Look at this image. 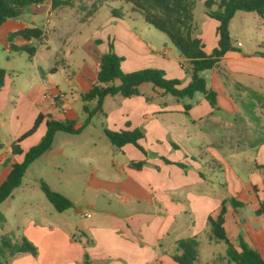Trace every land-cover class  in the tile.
<instances>
[{"label": "crops", "instance_id": "obj_1", "mask_svg": "<svg viewBox=\"0 0 264 264\" xmlns=\"http://www.w3.org/2000/svg\"><path fill=\"white\" fill-rule=\"evenodd\" d=\"M58 1L61 4L56 8L53 0L31 5L19 18L9 19L0 27V70L5 71L0 88V186L13 166L42 140L48 116L73 120L77 126L85 122L88 113L84 105L92 110L96 101L85 102L83 94L96 83L109 43L123 58L121 70L125 73L157 68L167 79L180 80V88L191 81L183 66L185 58L166 36L153 43L134 28L137 12L129 17L121 12L122 18L111 16L102 22L100 31L82 42L83 27L78 28L77 23L91 24L89 18L100 5L95 9L93 1L86 20L77 22L73 10H84L92 0ZM198 2L204 5L205 0ZM260 19L263 33L254 37L250 47L237 35L232 38L230 31L236 50L203 73L208 88L217 94L216 109L202 93L177 99L145 83L140 86V95L107 97L103 103L105 115L94 116L81 133H57L52 148L33 164L44 161L60 172L72 168L69 179L86 180L98 202L106 199L117 210L89 204L94 210L87 213L90 220L75 232L70 229L79 242H69L67 231L57 225L34 228V234L28 237L37 245L38 257L34 260L31 254H16L11 257L12 264L23 260L26 264L33 260L34 264H68L66 260L71 264H178L174 260L180 254L178 243L188 238L197 242L194 264L225 261L230 246L241 252L240 241L259 251L264 259V213H257L264 200V136L255 143L256 129L239 126L233 118L232 101V91L240 90L264 102V58L258 55L264 46V19ZM218 25L206 15V8L199 20L194 10V36L202 40L207 53L217 47ZM27 29H37L41 36L25 39L19 35L8 40L10 34ZM91 40L96 44L92 47V64L86 62L77 72L71 62V47L83 48ZM97 40L102 42L97 44ZM15 47L36 52L30 57ZM65 83L68 91L63 88ZM40 114L45 118L19 143L22 153L14 155L13 143L33 127ZM94 119L100 125L97 133L89 130ZM105 129H142L145 137L139 144L145 153L133 144L122 149L112 144L114 148L105 150ZM60 140L70 144L69 150L66 145H58ZM241 153L253 155L245 160L246 167L238 158ZM138 162L146 164L141 169L131 165ZM228 198L244 205L235 209L227 204L224 227L230 246L225 242L224 248L213 232L205 235L209 217H217L223 200Z\"/></svg>", "mask_w": 264, "mask_h": 264}, {"label": "trees", "instance_id": "obj_2", "mask_svg": "<svg viewBox=\"0 0 264 264\" xmlns=\"http://www.w3.org/2000/svg\"><path fill=\"white\" fill-rule=\"evenodd\" d=\"M43 1L0 0V27L9 19L19 18L27 7L40 4ZM122 1L130 5L134 12L143 16L148 25H151L158 32L164 34L169 42L185 58L183 66L187 74L191 77L189 85L180 88V80L167 79L165 72L157 68H145L130 73L123 72L121 70L123 58L115 52L114 45L109 43L108 52L101 57L102 66L98 72L96 83L90 91L83 94V100L85 102L96 101L92 110L86 104L84 105V110L88 113V118L83 124L77 126V123L73 120L57 119L48 116L46 120L47 131L42 140L25 153L24 160L21 163L13 166L7 179L0 186V204L9 198L15 189L21 186L29 166L52 148L57 133L79 134L91 122L94 116L100 114L105 115L103 103L107 97L122 96L124 98H131L140 95L141 85L150 83L177 99L191 98L197 93H202L205 95L211 107L216 109L218 107L217 94L208 88L203 73L213 69L229 51L236 50L232 45L229 26L237 12L257 13L264 19V0H205L206 15L219 23L217 27V47L213 52L207 53L202 40L194 36V10L197 0ZM100 2L101 0H94L93 6L95 9L100 5ZM59 4L61 2L53 0L54 8L59 6ZM214 6L217 8L214 9ZM111 14L116 18L123 17V14L118 9H112ZM19 35L25 39L32 37L39 38L41 32L37 29H27L10 34L8 40L12 41ZM101 42V40L96 41L97 44ZM14 49L16 51H26L30 57L34 56L36 52V49L27 47H15ZM258 55L264 58V46L258 52ZM4 76L5 71L0 70V88L4 84ZM44 118L45 116L40 114L33 127L13 143L12 152L14 155L22 153L19 143L33 134ZM105 135L111 144L119 149H122L127 144H133L145 153L144 148L139 144V141L145 137L142 129L121 131L105 129ZM165 161L171 163L168 160ZM145 164V162L131 163L133 167L138 169H141ZM178 165L184 168L186 167L181 163H178ZM41 188L56 211L64 212L72 207L73 204L69 199L63 194L50 189L45 182H41ZM228 203L235 209L244 205L235 198L225 199L222 202L219 215L217 217L210 216L208 223L217 239L230 244L224 227ZM257 213H264V201L261 202V208ZM240 244L242 248L241 252L236 251L232 246L229 249V256L236 264H264V259L259 251L250 247L244 241H240ZM178 245L180 254L175 255L174 260L178 264H194L198 256L196 240L194 238H188L179 241ZM3 246L9 251L11 256L16 254L38 255L37 247L25 238L15 244L9 240L3 241ZM0 264L2 263L0 262Z\"/></svg>", "mask_w": 264, "mask_h": 264}, {"label": "rangeland", "instance_id": "obj_3", "mask_svg": "<svg viewBox=\"0 0 264 264\" xmlns=\"http://www.w3.org/2000/svg\"><path fill=\"white\" fill-rule=\"evenodd\" d=\"M93 1L94 0L88 2L89 5H85L86 7L84 10L80 7L73 10V12H77V22L81 19H83L82 21L86 20L88 17L87 13L92 10L91 4ZM197 3L195 7V15L196 19L199 20L202 14H204L205 8L204 5L198 2V0ZM99 4L100 7L98 11L93 14V18H89L92 19L90 20L91 24L77 23L78 28L83 27L84 32L80 39L82 42L98 32L102 22L112 16V9H118L121 13L127 14L126 17H129L130 14L131 16L135 15L133 14L130 5L125 4L122 0H101ZM135 18H137V20L133 21L134 28L144 35L147 40L152 41L153 43L159 42L158 38L165 36L151 25H148L143 16L139 13H137ZM260 20V16L256 13L240 11L231 24L230 31L232 32V38L235 37L234 35H237L244 45L250 47L254 37L263 33V30H261V26L259 25ZM141 26H143V28ZM92 42L93 41L91 40L88 43H85L83 48L71 47L74 52L71 62L73 64V69L77 72L85 66L86 62L92 64V47H96V44ZM168 44L170 45L169 42ZM63 88L68 91V85L66 83L63 84ZM232 97L234 98L232 101H235V114L233 115V118H237V122H239L241 128L247 126L245 129H256L255 132L258 136L255 138L254 142L260 143L264 136L263 100L258 101L253 93L248 95L245 91L240 90H233ZM99 126V121L94 119L89 130L97 133L100 130ZM60 136L64 137L66 135L61 134ZM58 145L63 147L66 145L67 150H69L70 147V144H65L64 140L58 141ZM108 147L114 148L109 139L105 137V150H109ZM111 156L112 154L108 157L111 158ZM238 158L244 162L241 166L246 167L245 160H251L253 155L241 153ZM77 171L81 172V169L78 168ZM73 172L74 170L72 168L65 172H60V170H56L53 166L45 164L44 161H38L27 169L20 188L0 204V262L2 264H12L13 262L9 251L3 246V241L9 240L15 244L25 238L37 247V245L30 240L28 235H32V233L34 234L35 229L38 227H54L53 225H57L67 231L69 242H79V240L73 236L70 229H73L74 231L76 227H82L90 220L89 217L84 216L87 213L92 214L94 211L90 208L89 204L94 203L99 207L105 206V209L108 210H117V206L116 208L112 207L114 205H110L106 199L105 201L101 200L98 202L95 196L96 192H94L91 187L87 186L86 180L82 178H78L77 180H73V178L69 179L68 176ZM41 182H45L53 191L65 195L67 199L72 202V207L64 212L56 211L44 194L41 188ZM28 227H30V230L26 231V228ZM210 233H212L211 226L205 237L209 236ZM31 237H34V235ZM215 239L220 246L225 248L226 243L224 241L217 239L216 237ZM220 246L218 248L219 250H222ZM204 250L206 254H209L207 248H204ZM38 255L31 256L35 260ZM34 260L29 264H34L36 262ZM65 262L71 264L70 260H66ZM18 264L26 263L23 260ZM200 264H206V262ZM217 264L236 263L229 256L227 260L220 261Z\"/></svg>", "mask_w": 264, "mask_h": 264}, {"label": "built area", "instance_id": "obj_4", "mask_svg": "<svg viewBox=\"0 0 264 264\" xmlns=\"http://www.w3.org/2000/svg\"><path fill=\"white\" fill-rule=\"evenodd\" d=\"M239 46H241V43H239ZM84 216H85V217H89L90 214H85Z\"/></svg>", "mask_w": 264, "mask_h": 264}, {"label": "water", "instance_id": "obj_5", "mask_svg": "<svg viewBox=\"0 0 264 264\" xmlns=\"http://www.w3.org/2000/svg\"><path fill=\"white\" fill-rule=\"evenodd\" d=\"M102 66V62L100 63V67Z\"/></svg>", "mask_w": 264, "mask_h": 264}]
</instances>
